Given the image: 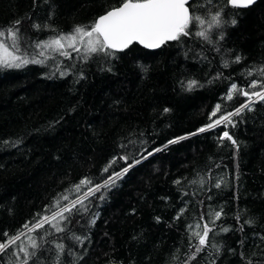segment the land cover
<instances>
[{"label": "trees", "instance_id": "1", "mask_svg": "<svg viewBox=\"0 0 264 264\" xmlns=\"http://www.w3.org/2000/svg\"><path fill=\"white\" fill-rule=\"evenodd\" d=\"M193 2L207 6L206 0ZM113 3L0 0V27L21 20L22 37L32 45L90 24ZM217 5L227 11L226 20L238 13L237 23L223 27L217 44L189 35L155 50L133 43L114 57L98 54L87 62L76 53L71 60L53 54L45 65L0 68V234H16L81 178L102 184L133 164L114 187L86 201L88 213L74 218L71 231L88 237L83 244L61 241L59 234L38 241L46 249L37 253L41 264H57L54 243L46 241L65 244L61 264H173L176 257L182 264L189 252L186 224H194L209 205L223 208L215 234H209L210 245L217 247L209 246L191 264H264V103L234 117L236 127L190 135L210 122L231 81L246 87L256 74L245 76V70L264 66V0L244 9L213 0V11ZM34 23L50 27L37 31ZM28 51L39 50L29 46ZM237 55L240 63H231ZM191 79L203 86L182 88L181 82ZM244 101L228 102V111ZM225 130L238 147L221 142ZM124 155L128 161L119 159ZM113 157L117 163L103 172ZM182 207L186 211L175 219ZM250 219L254 222L245 223ZM21 239L28 246L27 236Z\"/></svg>", "mask_w": 264, "mask_h": 264}, {"label": "snow or ice", "instance_id": "2", "mask_svg": "<svg viewBox=\"0 0 264 264\" xmlns=\"http://www.w3.org/2000/svg\"><path fill=\"white\" fill-rule=\"evenodd\" d=\"M254 3H256V0H224V4L233 9L248 8ZM206 4L207 6L205 3H194L193 0H115V3L109 5L105 12L90 24L74 25L71 31L67 33H58L47 40L35 41L32 45H29L27 40L22 37L19 27L21 20L18 19L8 25L7 28L0 27V68L20 69L28 64L45 65L48 60L55 59L53 54L71 60L73 59L72 54L76 53L79 59L87 62L98 54H103L106 58L114 57L116 52L124 51L133 42H139V44L149 49H157L167 42L181 41L182 37L189 35H195L209 43L217 44L224 38L223 27L229 23L232 25L237 23L234 16L238 13H233V18L226 20L224 17L228 13L223 7L217 5L215 11H213V0H206ZM200 9L204 11L198 12ZM207 16H210V20L207 19ZM205 24L207 29L203 27ZM193 26L199 27L200 30L194 33L191 32L190 29ZM32 27L39 31L50 26L34 23ZM213 35H217V40L212 39ZM5 37H7V40ZM7 41H10V43ZM29 46L39 51H33L30 54L28 51ZM216 50L219 52L220 48ZM241 59L242 57L237 55L231 63L238 64ZM229 66V62L225 61L224 67ZM71 67H75V65L73 64ZM108 70L111 71V69ZM57 71H60L59 68H57ZM254 73L256 74L255 77L247 83L246 87L231 81L226 93L221 98L222 102L217 103L210 113V122L197 129L196 132L190 133V135H196L219 126L225 128L228 126L236 127L237 122L233 119L234 117H240L245 110L252 111L253 105L257 103H264V66L259 68L249 67L244 74L252 77ZM66 74V71H60V75ZM221 75L218 73L214 79H219ZM181 86L187 91H192L203 85L199 81L191 79L182 81ZM240 97L245 98L244 103L228 111V102H234ZM164 111L168 112L170 110L165 108ZM218 113L219 115H217ZM213 117L216 118L213 119ZM185 138L179 137L178 139ZM224 139L230 141L232 145H237V141L228 130H225L220 137L221 142ZM176 142L178 140H169L168 144ZM4 143L9 142L4 141ZM19 143L20 141L14 142L13 146ZM129 143H135V141ZM168 144L163 147L167 148ZM120 147L126 148L127 145L122 144ZM161 150V148L154 149L156 152ZM152 154V152L147 153L148 156ZM146 158L142 157V159ZM119 159L128 161L129 156L124 155ZM115 163H117V158L113 157L104 167L103 172H109ZM135 163H140V160H135ZM132 166L133 164H128L120 172H113L102 184L94 183L93 179L89 177L81 178L78 183L65 189L64 193L57 194L51 204L45 205L43 211L36 213L32 221L22 225L16 234L9 235L7 231L0 234L3 237V239H0V264H41L37 253L41 252L42 254L46 249H43L38 241H45L46 237H51L54 234H59L61 241L67 238L78 244H83L88 237L78 236L71 231L74 218L83 217L88 213L89 207L86 201H89L90 197H95V194L102 188L114 187L116 181L127 173ZM175 183L179 184L181 181L177 180ZM215 187L219 188L221 184L216 183ZM85 188L86 191H82ZM100 199L102 200L104 197L101 196ZM208 199L210 200L211 197ZM200 203L203 204V201H200ZM185 211V208H180L175 219H179ZM222 214V207L217 211L209 205L208 211L206 213L202 212L194 224H186L189 252L185 253L182 264H191L209 246L217 247L216 245H210L209 234H215V222L221 218ZM205 216H207V219H205ZM88 222L94 224L95 219ZM253 222L251 219L245 221L249 224ZM76 223L79 224L80 221L76 220ZM46 225L47 227H45ZM242 228L243 225H241ZM221 231L227 232L229 229L222 228ZM68 232H71V235L66 236ZM28 233H35L36 235L32 236ZM24 236H27L28 246H25L21 239ZM46 242L54 243L57 264H61L60 257L65 253V244L55 241ZM9 249L12 251H9ZM217 250L219 249L217 248ZM68 253L72 254L71 249H68ZM241 257L243 258V253H241ZM177 260H179V257L173 260V264H176ZM248 264H251V261Z\"/></svg>", "mask_w": 264, "mask_h": 264}, {"label": "water", "instance_id": "3", "mask_svg": "<svg viewBox=\"0 0 264 264\" xmlns=\"http://www.w3.org/2000/svg\"><path fill=\"white\" fill-rule=\"evenodd\" d=\"M133 43L139 45V46L142 47V48L148 49V50H155V49H149V48H146L144 45L139 44V42H133Z\"/></svg>", "mask_w": 264, "mask_h": 264}]
</instances>
